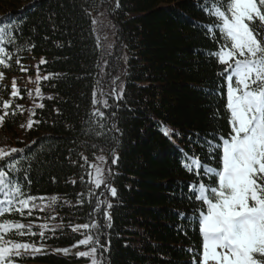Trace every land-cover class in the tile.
<instances>
[{"label":"trees","instance_id":"trees-1","mask_svg":"<svg viewBox=\"0 0 264 264\" xmlns=\"http://www.w3.org/2000/svg\"><path fill=\"white\" fill-rule=\"evenodd\" d=\"M105 5L104 0H0V26L15 25V43L0 45L12 55L9 68L0 66L4 73L0 101L9 99L13 78L23 98L28 81L33 89L38 86L36 66L42 57L47 63L39 65V74L50 76L39 84L45 97L40 103L45 107L36 109L34 119L42 122L19 135L25 114L10 116L1 129L18 139L12 141V147L25 149L23 167L31 166V186L20 173L24 190L33 196L58 197L49 211L35 210L31 217L27 213L3 217L32 223V231L37 233L10 234L8 239L45 249L35 256L17 258L15 264H86L87 258L76 256L82 246L72 247L83 238L72 226L89 221L96 196L113 204L108 209L112 227L102 228L101 243L111 241L106 264H193L199 259L202 238L194 213L200 204L189 198L187 187L199 181L181 166L178 149L189 154L194 149L202 160L219 167V153L209 159L207 147L190 144L188 136L216 132L227 137L230 132L225 110L227 82L217 75L223 66L208 55L223 40L218 31L213 40L202 27L215 20L196 6L197 0H119V7L117 0H110L108 15L125 62L121 69L115 49L103 64L93 15ZM18 57L28 69L25 74L16 63ZM24 75L31 81L19 84ZM115 78L120 83L117 92L123 90L120 101L112 95ZM94 91L97 99H107L110 106L97 105L106 115L102 129L90 125ZM49 96L53 99H47ZM19 103L20 98L14 100V105ZM162 125L182 134L172 137L175 144L162 133ZM97 131L105 135L97 136ZM113 150L119 161L116 165L109 161L114 173L109 183L117 189V196L106 190L101 196V187L90 198L88 183L80 182L82 176L87 181L82 155L93 163L98 154L111 159ZM202 179L210 183L209 178ZM81 194L83 203L77 204ZM178 212H187L188 218L182 219ZM44 223L61 227L55 232L45 230L42 241L38 225ZM98 223L104 224L102 214ZM64 248L70 249L68 254L54 251Z\"/></svg>","mask_w":264,"mask_h":264},{"label":"snow or ice","instance_id":"snow-or-ice-1","mask_svg":"<svg viewBox=\"0 0 264 264\" xmlns=\"http://www.w3.org/2000/svg\"><path fill=\"white\" fill-rule=\"evenodd\" d=\"M198 8L207 16L213 18L215 23L202 25L206 27L209 35L216 39L215 32L220 33L223 43L217 50L209 51L210 57H215L223 70L217 73L227 82L225 110L228 113L230 132L227 137L216 132L190 133V144L207 147L209 159H215L219 153V167H213L201 159L192 149V154L183 148L181 153V166L190 174H195L198 183L193 181L187 185L189 198H194L200 204L196 213V223L202 238V250L199 259L193 260V264H264V0H197ZM119 7V0H117ZM15 25L9 23L0 26V45L13 44V29ZM259 37V38H258ZM35 45H29L31 51ZM22 49H17L21 51ZM7 58V59H6ZM12 59L5 47L0 46V66L7 69ZM16 63L20 65L22 72H27V67L21 64L18 57ZM43 57L39 65L46 64ZM37 65L35 83L38 85L34 93L27 90L29 97L45 99L39 87L40 81L50 79V76L41 77ZM4 79L3 71H0V80ZM31 81V78H29ZM207 92L211 94V89ZM112 95L116 101L123 99V90ZM20 98L21 90L17 87L16 79H12L11 91L8 100L0 101V126H3L8 117L28 113V119L20 127L32 130L42 121L34 119L36 109H43V103H33V107L25 109L23 105L15 104L14 100ZM47 99H53L49 96ZM93 110L90 114V125L96 124L104 128L102 123L106 119L103 108L110 107L107 99H97V93L93 92ZM57 112L59 110H56ZM115 115V113H113ZM215 118V116L213 117ZM112 128L119 131L116 125ZM162 133L173 143V136L181 137L178 130L166 125L161 126ZM97 136H104L102 131L95 132ZM212 136L213 139H208ZM39 142L33 140L34 145ZM24 148L0 147V264H15L17 258L35 256L45 249L32 243H22L8 239L7 236H35L32 231V223L24 224L19 221L4 219L5 214L19 213L24 216L27 213L31 217L33 211H45L52 208L58 197L33 196L24 190V183L19 179L23 173L24 181L28 187L31 180L28 178L30 164L24 168L27 160ZM87 181L81 177V183L89 185L88 196L95 195V190L102 186L112 197L117 196V189L109 183L114 175L111 169L105 170V157H96L97 163H89L86 156L82 155ZM119 156L112 151L111 164L116 165ZM202 177L209 178L210 183L205 184ZM215 177V182L211 178ZM75 183V181H72ZM101 196L103 193L100 194ZM82 194L77 204H82ZM95 208L90 213L87 223L72 226L74 232H80L83 236L72 247L86 246V251L76 253L77 257L89 258L90 264H106L105 257L110 251L111 241L105 245L101 243L103 227H112V217L108 211L113 207L107 199L96 196ZM106 206V207H104ZM102 214L104 224L98 223ZM182 219H187V212H178ZM96 216L97 219H92ZM55 219V217H50ZM39 235L43 241L45 230L53 231L60 225L47 223L38 225ZM179 231V228H178ZM54 251L68 254L70 249H55ZM187 251H192L188 249ZM110 264V262H108Z\"/></svg>","mask_w":264,"mask_h":264},{"label":"rangeland","instance_id":"rangeland-1","mask_svg":"<svg viewBox=\"0 0 264 264\" xmlns=\"http://www.w3.org/2000/svg\"><path fill=\"white\" fill-rule=\"evenodd\" d=\"M106 5L104 6V8L97 12L94 13L93 17H94V28H95V34L97 36V39L99 41L101 50H102V55H103V64L105 63L106 57L113 53L114 50H118V59L120 62V68L123 67V63L125 62V56L124 53L122 52V48H121V43L119 42L118 44L116 42H118L116 40V29H115V24L113 23V21L110 19L108 12H109V3H107L106 0H104ZM122 69V68H121ZM26 72H24L25 74ZM22 79V78H21ZM29 79L28 75H24L22 81L19 83H24L27 82V80ZM117 79V80H116ZM16 82L18 83V81L16 80ZM28 85V90H32L34 93L35 88L33 89L32 84L28 81L26 83ZM116 84V85H115ZM119 81L118 78H115L113 81V87H112V92L115 89V87L118 89L120 87L119 85ZM18 87V85H17ZM21 103H19V105H23L24 108L27 110L29 108L33 107V103L35 100V103H40V98H36V97H29L28 95V91L25 95V97L23 99H20ZM24 124L26 123L27 119H28V113L27 111H25L24 113ZM20 129L19 131V135L23 133L21 132L22 130H25L24 128H18ZM16 136L13 134H7L5 133L0 126V147H7V148H11L12 147V141H16L18 139L15 138ZM19 137V136H18ZM104 156L105 157V170L109 169V161H111V159H109V155H103V154H98L97 157L99 156ZM93 163H97V160L95 159ZM102 188H104L102 186ZM105 189V188H104ZM47 211H49V209H47ZM52 213V212H50ZM52 217V215L49 216V218ZM87 247L86 246H82V249H78L76 250V252H80V251H86ZM86 264H90V259L87 258V263Z\"/></svg>","mask_w":264,"mask_h":264}]
</instances>
